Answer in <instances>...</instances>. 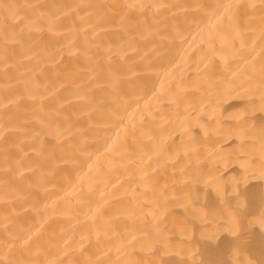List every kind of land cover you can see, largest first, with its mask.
Masks as SVG:
<instances>
[{"label":"bare ground","instance_id":"6f19581e","mask_svg":"<svg viewBox=\"0 0 264 264\" xmlns=\"http://www.w3.org/2000/svg\"><path fill=\"white\" fill-rule=\"evenodd\" d=\"M0 264H264V0H0Z\"/></svg>","mask_w":264,"mask_h":264}]
</instances>
